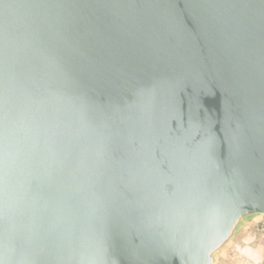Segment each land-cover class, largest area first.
<instances>
[{"label": "water", "instance_id": "obj_1", "mask_svg": "<svg viewBox=\"0 0 264 264\" xmlns=\"http://www.w3.org/2000/svg\"><path fill=\"white\" fill-rule=\"evenodd\" d=\"M261 218L264 0H0V264H218Z\"/></svg>", "mask_w": 264, "mask_h": 264}, {"label": "rangeland", "instance_id": "obj_2", "mask_svg": "<svg viewBox=\"0 0 264 264\" xmlns=\"http://www.w3.org/2000/svg\"><path fill=\"white\" fill-rule=\"evenodd\" d=\"M261 219L249 223L236 241L220 258L218 264H243L254 253H264V235L257 230Z\"/></svg>", "mask_w": 264, "mask_h": 264}, {"label": "built area", "instance_id": "obj_3", "mask_svg": "<svg viewBox=\"0 0 264 264\" xmlns=\"http://www.w3.org/2000/svg\"><path fill=\"white\" fill-rule=\"evenodd\" d=\"M257 230L264 235V218H261V220L258 222Z\"/></svg>", "mask_w": 264, "mask_h": 264}]
</instances>
